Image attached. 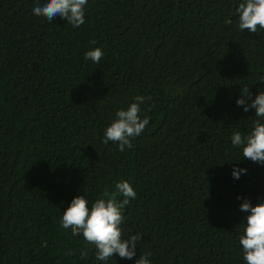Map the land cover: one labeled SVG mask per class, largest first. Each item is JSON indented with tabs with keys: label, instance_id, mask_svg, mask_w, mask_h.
I'll return each instance as SVG.
<instances>
[{
	"label": "trees",
	"instance_id": "trees-1",
	"mask_svg": "<svg viewBox=\"0 0 264 264\" xmlns=\"http://www.w3.org/2000/svg\"><path fill=\"white\" fill-rule=\"evenodd\" d=\"M46 2L0 0V264H246L238 197L264 202V165L231 136L258 119L236 101L264 91V29H239L241 0H88L79 28L35 16ZM138 95L144 132L104 144ZM123 180L137 197L122 228L142 239L132 260L98 261L63 211Z\"/></svg>",
	"mask_w": 264,
	"mask_h": 264
},
{
	"label": "clouds",
	"instance_id": "clouds-1",
	"mask_svg": "<svg viewBox=\"0 0 264 264\" xmlns=\"http://www.w3.org/2000/svg\"><path fill=\"white\" fill-rule=\"evenodd\" d=\"M88 0H47L42 6L37 3L32 12L37 17H45L53 21L56 17L66 19L68 24L79 28L85 24V13ZM238 14V27L241 31L246 29L257 33L264 29V0H241L236 8ZM95 44V41H92ZM104 55L101 48H94L85 54L86 60L99 63ZM147 99H151L150 97ZM146 98L142 95L135 97L127 109H119L116 118L106 127L103 143L113 142L118 144L119 151L124 152L133 147V139L139 137L150 123V117L143 115V105ZM250 101V103H249ZM237 106H242L245 112L255 109L258 118L247 134L235 131L231 136L234 147H240L244 159L264 165V91H260L253 98L247 85L241 87V97L236 101ZM246 168H233V177L239 179L242 174H247ZM137 192L132 184L123 180L115 185V191H105L103 196L91 202L85 195L74 197L71 204L63 211L61 227L71 229L73 236H82L87 244L95 249V259L108 261L117 254L121 259L132 260L136 256L137 243L142 236L125 235L122 225L125 222L124 209L131 200L136 199ZM240 211L250 213L246 217L243 234L239 245L243 250V259L246 264H264V202H252L244 197ZM70 255L72 253H69ZM87 255V250H81V256ZM151 252H143L136 260V264H152Z\"/></svg>",
	"mask_w": 264,
	"mask_h": 264
}]
</instances>
